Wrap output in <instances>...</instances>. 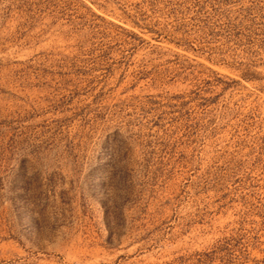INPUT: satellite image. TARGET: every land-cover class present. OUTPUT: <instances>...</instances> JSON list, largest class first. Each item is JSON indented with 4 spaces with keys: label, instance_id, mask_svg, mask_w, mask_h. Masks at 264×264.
<instances>
[{
    "label": "rangeland",
    "instance_id": "rangeland-1",
    "mask_svg": "<svg viewBox=\"0 0 264 264\" xmlns=\"http://www.w3.org/2000/svg\"><path fill=\"white\" fill-rule=\"evenodd\" d=\"M13 252L264 264V0H0Z\"/></svg>",
    "mask_w": 264,
    "mask_h": 264
},
{
    "label": "bare ground",
    "instance_id": "bare-ground-1",
    "mask_svg": "<svg viewBox=\"0 0 264 264\" xmlns=\"http://www.w3.org/2000/svg\"><path fill=\"white\" fill-rule=\"evenodd\" d=\"M31 257L30 254H25V253H18V252H13L10 255L0 257V263L1 262H8L11 264H26L29 261V258Z\"/></svg>",
    "mask_w": 264,
    "mask_h": 264
}]
</instances>
